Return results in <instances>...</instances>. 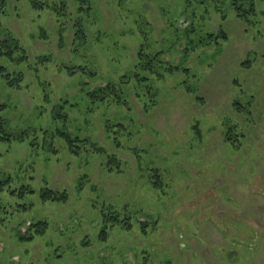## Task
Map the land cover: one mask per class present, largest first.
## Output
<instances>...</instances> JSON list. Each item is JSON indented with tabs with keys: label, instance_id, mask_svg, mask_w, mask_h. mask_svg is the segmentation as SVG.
I'll return each instance as SVG.
<instances>
[{
	"label": "rangeland",
	"instance_id": "obj_1",
	"mask_svg": "<svg viewBox=\"0 0 264 264\" xmlns=\"http://www.w3.org/2000/svg\"><path fill=\"white\" fill-rule=\"evenodd\" d=\"M90 4L80 19L73 0H0L1 38L27 53L0 57L22 74L0 76V119L40 141L0 140V264H264V0ZM140 46L161 53L153 74L118 86L121 102L90 101L88 87L136 73ZM59 131L89 143L72 154ZM44 187L66 202L40 201Z\"/></svg>",
	"mask_w": 264,
	"mask_h": 264
},
{
	"label": "trees",
	"instance_id": "obj_2",
	"mask_svg": "<svg viewBox=\"0 0 264 264\" xmlns=\"http://www.w3.org/2000/svg\"><path fill=\"white\" fill-rule=\"evenodd\" d=\"M73 1L76 4V13L79 14L80 19H83L85 15L89 17L88 15L91 10L90 0H73ZM63 4H65V2H63ZM35 6H37V4H35ZM56 15L57 16L62 15V11L56 12ZM59 28H60L59 36H60V41H61L62 40L61 32L63 30V27L60 26ZM72 29H74L73 44L75 46L74 47L75 48L74 51H75L77 47L81 44L80 42H82L83 40L82 37H84V34H83L82 26L78 25V23L73 24ZM0 35H2L1 32H0ZM215 37L217 36H215L213 33L206 34L207 42L205 43H208L210 39H214ZM0 57L8 58L9 61H12V63L14 64H20L27 59V53L24 47L18 41V39L11 36L10 34H5L4 38H1L0 36ZM135 58L137 60L136 61L137 63L135 64L133 69L135 68L136 73L132 72L131 76H127V75L121 76V78L118 79V82L116 81L108 82L103 86L93 87L92 89L88 87L86 91V95L90 99V101L103 102L109 96L112 99L116 100L117 102H121L120 92L118 91V88H117L118 86L120 85L122 86L123 84H128L130 83L131 80H134V79H136L138 82L145 81L146 78H144L140 74L142 73L153 74L155 67L157 65L159 67L162 64L160 60L161 53H158V51L153 52V53H147L146 51H144L142 46H140V48L136 50ZM42 59L46 60L47 58L42 57ZM174 68H177V67H174ZM174 68L172 66H168L166 67V70L171 72L172 70H174ZM66 71L68 75L79 73L80 76L90 77L91 79H95L96 77H98L95 71H88L84 69L83 66H74L72 68H67ZM0 76L4 78V80L7 82L9 86H12V87L13 86L19 87V83L22 80V74L20 72H16V71L7 72L5 67L3 66H0ZM45 99L47 100V97H45ZM3 108H4V105L0 104V110H2ZM57 118H63L62 114L61 113L57 114ZM4 123H5L4 120L0 119V140L1 141L23 142L25 139L29 137V135H32L33 138L30 140V143H29L32 151L40 145L39 144L40 141L38 140L36 130L24 128L20 131H17L16 133L6 132V130L3 128ZM194 127L197 129V125H194ZM57 133L66 140L69 151L72 154L78 153L77 152L79 150V147L77 146L78 143H82L83 145H87L89 143L87 138H79L76 136L72 137L70 133L68 134L66 133V131H59ZM47 136H48L47 132L43 131V137L41 139L42 148L44 150L47 149V150H52L53 152H55L56 150L53 148L52 139L47 138ZM230 136H231V130L225 129L224 139L226 142L230 141L231 139ZM89 147L93 148L96 151H99L96 147H94V144L92 142L90 143ZM155 177H156L155 178L156 181L153 182V185L154 187L158 188L161 186V181L157 175H155ZM9 182H10V179L6 178L0 173V192L4 190L5 186H7ZM14 192H15L14 190L10 191L11 194H14ZM31 193H33V190L26 186H22L20 188V192H19L20 196L24 194H31ZM39 200L42 202H47V201L66 202L67 194L65 191H54L48 187H44L40 190ZM23 207L24 209L26 208L25 206ZM46 226H47V223L45 221H37L35 223H32L30 225V228H35L34 232L37 235H40L45 232ZM103 233L105 234V231H103ZM31 237L32 236H30L29 239H31Z\"/></svg>",
	"mask_w": 264,
	"mask_h": 264
}]
</instances>
